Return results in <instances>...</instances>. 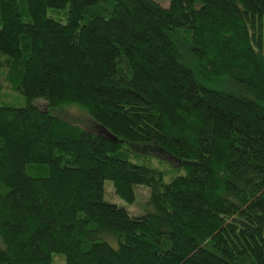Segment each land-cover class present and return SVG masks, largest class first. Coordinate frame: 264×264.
<instances>
[{"label": "trees", "instance_id": "trees-1", "mask_svg": "<svg viewBox=\"0 0 264 264\" xmlns=\"http://www.w3.org/2000/svg\"><path fill=\"white\" fill-rule=\"evenodd\" d=\"M53 254L264 264V0H0V264Z\"/></svg>", "mask_w": 264, "mask_h": 264}, {"label": "rangeland", "instance_id": "rangeland-1", "mask_svg": "<svg viewBox=\"0 0 264 264\" xmlns=\"http://www.w3.org/2000/svg\"><path fill=\"white\" fill-rule=\"evenodd\" d=\"M161 6H166L167 5V0H156ZM22 6V5H20ZM23 7V6H22ZM20 8V7H19ZM3 91L8 94V95H15L16 94L10 89L8 84L3 81L1 83ZM34 104L40 108L45 107V102L37 99L34 101ZM51 112L56 115L58 118H61L71 124H75L80 126L83 129H88V130H95L97 129L96 125L93 123L87 112L75 105V104H63L59 105L53 109H51ZM144 156L146 158H150L153 162V166L158 167V169H170V164L167 163L166 157L160 152H157L156 149L148 147L145 150ZM168 177L165 179L167 181ZM133 193H134V198L133 201L130 203L122 200L118 196H116L113 192L112 185L110 181L105 180L103 182V198L104 200L114 203L118 206H121L125 208L130 214L132 215H138L142 214L144 211V203L148 198L149 195V189L147 186L144 185H134L133 186ZM52 264H64V258L61 254H53L52 255Z\"/></svg>", "mask_w": 264, "mask_h": 264}, {"label": "water", "instance_id": "water-1", "mask_svg": "<svg viewBox=\"0 0 264 264\" xmlns=\"http://www.w3.org/2000/svg\"><path fill=\"white\" fill-rule=\"evenodd\" d=\"M103 132H104V130H103ZM106 133V136L107 137H111L112 135L111 134H109V133H107V132H105Z\"/></svg>", "mask_w": 264, "mask_h": 264}]
</instances>
